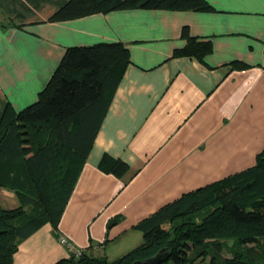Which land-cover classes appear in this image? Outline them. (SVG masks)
Listing matches in <instances>:
<instances>
[{
    "label": "crops",
    "instance_id": "1",
    "mask_svg": "<svg viewBox=\"0 0 264 264\" xmlns=\"http://www.w3.org/2000/svg\"><path fill=\"white\" fill-rule=\"evenodd\" d=\"M68 0H0V120L38 99L67 47L122 42L131 63L55 229L23 239L15 264L72 255L116 259L143 241L136 225L164 204L255 164L264 149V0H207L212 10L125 8L50 20ZM192 36L211 41L201 61L173 56ZM234 62L245 63L237 68ZM104 153L130 165L98 167ZM21 202L0 185V206Z\"/></svg>",
    "mask_w": 264,
    "mask_h": 264
},
{
    "label": "trees",
    "instance_id": "2",
    "mask_svg": "<svg viewBox=\"0 0 264 264\" xmlns=\"http://www.w3.org/2000/svg\"><path fill=\"white\" fill-rule=\"evenodd\" d=\"M125 8L213 9L207 0H68L50 20ZM182 35L186 44L173 56L203 61L213 49L211 41L192 36L187 26ZM130 63L122 42L69 46L35 102L19 111L7 104L0 120V185L14 189L21 204L0 206V264H15L20 242L45 223L59 228ZM98 167L119 178L130 171L128 162L109 153ZM136 227L143 241L116 259L82 252L54 264H131L161 250L160 264H264V149L253 166L183 193ZM224 249L231 255L225 256ZM259 256L262 262L256 261Z\"/></svg>",
    "mask_w": 264,
    "mask_h": 264
},
{
    "label": "water",
    "instance_id": "3",
    "mask_svg": "<svg viewBox=\"0 0 264 264\" xmlns=\"http://www.w3.org/2000/svg\"><path fill=\"white\" fill-rule=\"evenodd\" d=\"M163 260L164 258L162 257V250H161L157 254L151 257L135 260L131 264H160L162 263Z\"/></svg>",
    "mask_w": 264,
    "mask_h": 264
},
{
    "label": "built area",
    "instance_id": "4",
    "mask_svg": "<svg viewBox=\"0 0 264 264\" xmlns=\"http://www.w3.org/2000/svg\"><path fill=\"white\" fill-rule=\"evenodd\" d=\"M59 241L65 245H67L70 250L72 251V254L75 256H80L83 252L81 248H76L74 245L69 241L65 236L59 235Z\"/></svg>",
    "mask_w": 264,
    "mask_h": 264
},
{
    "label": "rangeland",
    "instance_id": "5",
    "mask_svg": "<svg viewBox=\"0 0 264 264\" xmlns=\"http://www.w3.org/2000/svg\"><path fill=\"white\" fill-rule=\"evenodd\" d=\"M204 211H205V210H204ZM223 254H224L225 256H230V255H231V251L228 250V249H224ZM249 257H250V255L246 252V258H249ZM256 261H257V262H262V257L259 256V257L256 259ZM171 264H175V263L172 262Z\"/></svg>",
    "mask_w": 264,
    "mask_h": 264
}]
</instances>
